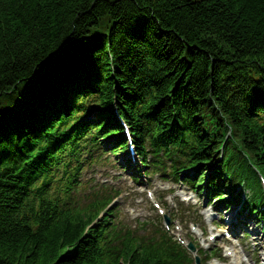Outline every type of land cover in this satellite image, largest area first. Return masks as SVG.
<instances>
[{
  "label": "trees",
  "instance_id": "16d2710c",
  "mask_svg": "<svg viewBox=\"0 0 264 264\" xmlns=\"http://www.w3.org/2000/svg\"><path fill=\"white\" fill-rule=\"evenodd\" d=\"M96 69L102 75L86 86ZM100 82L89 110H102L104 120L113 101H137V108L115 107L132 131L148 134L156 154L170 157L166 124L187 127L188 157L171 166L172 175L209 164L229 129L224 155L241 159L250 185L258 179L249 163L264 176V117L253 110L264 96V0H0V264H193L155 224L131 230L105 219L87 229L110 200L95 193L79 204L67 196L80 153L94 147L86 133L68 162L54 154L35 178L47 156L40 164L35 158L66 131L53 128L28 143L27 127L41 124L36 115L49 102L64 115V106H76L74 95L93 96ZM9 89L19 97L5 95ZM121 92L142 96L125 101ZM156 115L160 122L145 124Z\"/></svg>",
  "mask_w": 264,
  "mask_h": 264
},
{
  "label": "rangeland",
  "instance_id": "374dc122",
  "mask_svg": "<svg viewBox=\"0 0 264 264\" xmlns=\"http://www.w3.org/2000/svg\"><path fill=\"white\" fill-rule=\"evenodd\" d=\"M115 176V173L112 171L108 170L105 173H100L99 176H97L98 181H103V182H114L112 180V177ZM118 176V175H117ZM153 181V185L149 188H136L135 190L131 187V184L126 178H122L121 180H118V183H122L123 188H127L129 190V195L126 194L127 196L125 199H123L119 204L121 205V209L123 210V214L126 218L133 220L136 218L142 219L147 216V210H148V205L144 202V194L147 192H150L153 194L155 189H168L169 182H164L161 180H158L157 177H153L151 179ZM160 181V182H159ZM156 184L157 186H154ZM129 189H128V187ZM178 192V191H177ZM176 192V193H177ZM175 193V192H174ZM168 198L167 201L171 205V203L174 200V194H167ZM148 197V194H147ZM150 202L154 201V196H150L148 199ZM189 210L187 211L186 215L190 217H197L200 216L199 214H202L203 211L199 208L196 207H188ZM230 216L226 215L224 220H228ZM236 217V216H235ZM202 224H204L202 220ZM249 229H254V227L250 226ZM224 232H228L227 230H224ZM256 232L260 233V230L257 229ZM258 235L255 237L257 241L255 243H247V250L248 252L243 251L242 249L237 248V244L234 241L228 242L226 244V250L228 253H230V258H229V263L230 264H243V262H251L252 260H255L257 263L256 264H264V238L263 234L258 237ZM244 240L247 242L248 238H244ZM202 243L207 246V244H211L207 242V238H202ZM249 246V247H248ZM214 264H219V263H214Z\"/></svg>",
  "mask_w": 264,
  "mask_h": 264
},
{
  "label": "bare ground",
  "instance_id": "6f19581e",
  "mask_svg": "<svg viewBox=\"0 0 264 264\" xmlns=\"http://www.w3.org/2000/svg\"><path fill=\"white\" fill-rule=\"evenodd\" d=\"M76 72L78 73V72H79V69H77ZM96 72H97V69L94 70V71L92 72V74H91V79H92L93 81L96 80ZM121 94H122V98H123L125 101L128 100V98H139V97L142 96V93H141V92H138V93H136V94H133L132 96H130L129 94H128V95H125V94H123V92H121ZM5 95H9V97H12V98L19 97V94H17V95L14 94L12 89L7 90V91L5 92ZM56 99H57V102H58V100H59V96H57ZM62 101H64V99H63ZM115 101H116L118 107H119L120 109H122V110H126L127 108H130V107H131V108H137V107L141 106L137 101L127 102V103H125V102H121V101H119V100H115ZM59 104H60V103H59ZM72 112H73V111H72ZM113 116H116V115H113ZM127 118H128V120H129V122L132 120L131 116H128ZM100 126H101V124H98V125H97V128L100 127ZM41 131L44 132V133H46V132L48 131V129H47L46 127H41ZM98 133H99V135H100V132H99V131H98ZM187 134H188V135H185L186 140H188V139L190 138V133H187ZM164 137H167V135H164ZM188 137H189V138H188ZM167 138L170 139V140H168V141H166V142H164V143H165L166 145H168V146L174 148V149H176V146H179V149L183 150L182 148L185 149V148L188 146V145H186L187 143H180V142H178L177 139H172L170 136H168ZM100 139H102V138H100ZM198 142L200 143V141H198ZM199 143H198V144H199ZM200 152L204 154V149H200ZM250 242H251V241H247V243H250Z\"/></svg>",
  "mask_w": 264,
  "mask_h": 264
}]
</instances>
